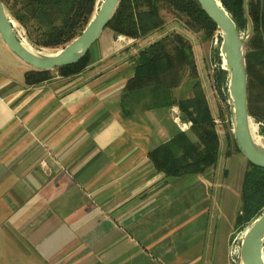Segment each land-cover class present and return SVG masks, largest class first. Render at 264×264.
<instances>
[{
    "label": "crops",
    "instance_id": "obj_1",
    "mask_svg": "<svg viewBox=\"0 0 264 264\" xmlns=\"http://www.w3.org/2000/svg\"><path fill=\"white\" fill-rule=\"evenodd\" d=\"M161 18L144 39L118 40L104 29L81 73L31 87L0 39V264H226L227 249L231 263L235 247L216 193L225 165L165 177L147 155L181 132L177 108L145 109L141 98L131 117L121 114L137 53L170 33L190 42L216 111L202 83L211 80L202 34ZM186 93L181 86L172 96ZM219 153L220 144L217 162Z\"/></svg>",
    "mask_w": 264,
    "mask_h": 264
},
{
    "label": "trees",
    "instance_id": "obj_2",
    "mask_svg": "<svg viewBox=\"0 0 264 264\" xmlns=\"http://www.w3.org/2000/svg\"><path fill=\"white\" fill-rule=\"evenodd\" d=\"M24 31L26 41L34 48L58 49L74 40L91 20L98 0H0ZM241 35L252 28L244 54L247 114L264 133V0H218ZM162 2V3H161ZM165 4V5H164ZM162 5L185 17V28L201 33L205 40L219 31L195 0H120L105 29L115 36L144 39L161 29ZM219 45L221 40L219 39ZM250 51L251 55L247 52ZM90 63L88 51L77 62L51 71L29 69L23 74L25 86H37L58 77L81 73ZM190 82L188 95L179 98L172 91ZM227 72L217 68L211 75V86L226 103ZM146 98L145 109L175 106L182 121L190 122L188 133L178 132L169 141L148 153L154 169L165 177L178 178L203 174L218 160L219 140L214 119L208 107L192 53L190 42L181 34L170 33L137 53L133 76L121 95V114L131 117L137 100ZM230 109L227 110V112ZM230 113V112H229ZM218 117L223 112L218 107ZM232 140L238 152L233 136ZM240 186L241 209L235 226L251 224L264 210V168L247 162Z\"/></svg>",
    "mask_w": 264,
    "mask_h": 264
},
{
    "label": "water",
    "instance_id": "obj_3",
    "mask_svg": "<svg viewBox=\"0 0 264 264\" xmlns=\"http://www.w3.org/2000/svg\"><path fill=\"white\" fill-rule=\"evenodd\" d=\"M200 9L221 32L219 52L227 72V98L231 101L233 138L237 149L245 160L253 166L264 168V147L256 145L251 138L247 114L246 72L243 47L246 46L252 28L249 24L248 35L241 38L234 23L218 0H195ZM120 0H103L96 14L85 29L55 55L39 56L28 52L15 36L11 22L0 1V39L6 48L31 69L51 71L80 60L98 39L114 14ZM264 212L247 229L240 245L241 264H264Z\"/></svg>",
    "mask_w": 264,
    "mask_h": 264
},
{
    "label": "rangeland",
    "instance_id": "obj_4",
    "mask_svg": "<svg viewBox=\"0 0 264 264\" xmlns=\"http://www.w3.org/2000/svg\"><path fill=\"white\" fill-rule=\"evenodd\" d=\"M102 1L103 0L97 1L92 17L96 14ZM164 5L160 7L161 17H163L164 19L165 18L171 19L174 24L178 25L182 29L187 30L185 28V17L176 13L175 11L171 10L170 8ZM5 13L11 22V26L13 28L15 36L19 39L20 42H22L23 46H25L27 49L33 50L34 52H39L42 54H48L49 52H50L49 54H52V53L62 50L66 46L65 45L62 48H58L54 50L32 47L26 41L23 29L14 20H12L7 10H5ZM194 33H197V32H194ZM247 35H248V30L242 33L240 36L241 38H245L247 37ZM196 39H199V41H203L202 43L204 44L202 48L203 50L201 51V57L204 58L203 59L204 61H202V63H203V68L205 69V72L209 74L210 77L213 73L209 67L208 56L212 58L213 63L218 65V68L225 70L224 60L219 52L220 45L218 41L219 39L221 40V32L220 31L215 32V34L213 35L211 39L205 40L202 35L196 37ZM245 53H246L245 47H243V59H244ZM247 53L251 55L250 51H248ZM21 64H24L21 66H25L24 68H26L27 70L31 69L24 62H22ZM52 73L54 74V76H57L54 72ZM209 80L208 78L207 79L204 78V76L202 78L204 90H206L207 92L210 89L212 90L213 97L217 105L216 111H215L213 108V103H212L213 101H211L212 98L209 99V101L211 102V106H212V113H213V119L215 123V129H216V133L218 135V140L220 144V153H219V161L217 162V168L221 169L224 165L226 168L224 172H222V170L216 172L217 173L216 177L218 178L220 185H221V189L216 190L217 198L219 196L218 206L220 207L224 215H226L224 230L230 233L231 236H229V239L231 240L230 241L231 246L235 247V253H233V259L231 260V263L229 262V260L231 259V257L229 258V254H228L229 249H227L225 263L226 264H241L240 257H239L241 241L247 229L257 219V218L253 219L251 224H247L244 227L235 226V222L233 224V221H232L233 218L239 214L240 209H241L240 186H241L242 176L244 172L248 169V165H247V161L245 160L243 155L239 152V150L237 149L238 150L237 152L236 149L234 148L232 140H227L225 137V134H228V135L230 134L231 136H233V132H234L232 113H231V101L227 98V89H226V93L225 91H222V93L226 94V98H227L226 103H223L219 99L218 95H216L215 91L213 90L211 86V83L207 82ZM227 81H228V78H227ZM190 84H191L190 82H185V84L181 86H183L184 89L188 90L190 87ZM209 85L211 88L209 87ZM185 95H188V94L186 93ZM218 107H221L222 109V112H223L222 120L223 121H221V119L218 117ZM228 109L230 110L227 112ZM259 125L262 126L261 124H254L249 118L251 138L257 145L264 147V133L260 131ZM233 225H234V229H233ZM221 231L222 230H220V233H222ZM263 258H264V240H263Z\"/></svg>",
    "mask_w": 264,
    "mask_h": 264
},
{
    "label": "built area",
    "instance_id": "obj_5",
    "mask_svg": "<svg viewBox=\"0 0 264 264\" xmlns=\"http://www.w3.org/2000/svg\"><path fill=\"white\" fill-rule=\"evenodd\" d=\"M117 39L122 40L123 38L118 36ZM208 60H209V67L212 70V72H214V70L218 68V65L212 62V58L210 56H208ZM172 120L174 121V123L177 125V127L179 128L181 132L187 131L189 127L191 126L190 122L181 121L178 110L174 112Z\"/></svg>",
    "mask_w": 264,
    "mask_h": 264
},
{
    "label": "bare ground",
    "instance_id": "obj_6",
    "mask_svg": "<svg viewBox=\"0 0 264 264\" xmlns=\"http://www.w3.org/2000/svg\"><path fill=\"white\" fill-rule=\"evenodd\" d=\"M22 46H23V44H22ZM23 48L25 49V50H27L28 52H31V53H33V54H36V55H39V56H43V55H46V56H50V55H55V54H57L59 51H57V52H55V53H52V54H42V53H39V52H34L33 50H29V49H27L25 46H23ZM256 144V143H255ZM257 145V144H256ZM260 146V145H259Z\"/></svg>",
    "mask_w": 264,
    "mask_h": 264
}]
</instances>
